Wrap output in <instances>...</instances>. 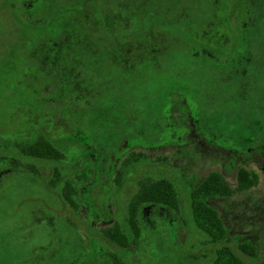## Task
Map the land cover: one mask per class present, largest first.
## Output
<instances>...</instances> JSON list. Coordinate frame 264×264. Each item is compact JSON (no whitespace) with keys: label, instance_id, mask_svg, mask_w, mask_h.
<instances>
[{"label":"rangeland","instance_id":"obj_1","mask_svg":"<svg viewBox=\"0 0 264 264\" xmlns=\"http://www.w3.org/2000/svg\"><path fill=\"white\" fill-rule=\"evenodd\" d=\"M10 1L0 0V153L23 163L0 167V264H110L103 248L125 264H212L218 244L194 224L189 178L216 169L235 184L240 164L260 183L211 202L236 251L238 239L258 235V256H242L262 264L264 0H13L38 13L26 26ZM38 131L67 157L22 156L15 141ZM130 150L147 156L119 188L115 171ZM56 165L65 177L92 169L78 210L48 184ZM147 176L174 182L179 210L142 205L143 238L122 249L101 229L127 227Z\"/></svg>","mask_w":264,"mask_h":264},{"label":"trees","instance_id":"obj_2","mask_svg":"<svg viewBox=\"0 0 264 264\" xmlns=\"http://www.w3.org/2000/svg\"><path fill=\"white\" fill-rule=\"evenodd\" d=\"M4 4H9L12 7V17L23 26L27 24L25 19H33L38 14L31 12L29 1L22 3V5L19 1L13 0ZM15 144L22 156L53 161H61L67 157L66 152L56 146L43 131H38L32 138L15 141ZM146 156L147 154L143 150H130L126 153L121 165L115 171L114 179L119 188L123 186L128 166ZM22 163L23 161L19 156L0 153V167H5L7 171L21 169ZM27 165L30 172L37 173L39 171L37 165L30 163ZM91 172L92 169L87 167L86 170L75 171L71 177H65L60 167L56 165L48 184L52 188L61 185V195L65 202L72 209L78 210L80 207V185L90 178ZM189 182L191 186L190 206L194 224L209 236L211 242L218 244L214 250L212 264H248L242 255L257 257L258 235L246 234L238 239L237 249L239 251H236L229 244V229L224 218L217 206L211 202V199L246 193L260 183L258 171L253 167L240 164L236 169L235 184L228 180L223 171L216 169L210 170L203 177L194 175L189 178ZM144 204H155L179 210L180 197L174 182L167 177L147 176L140 178L138 187L128 202L125 215L127 227L124 228L117 220L113 221L102 227L101 235L103 238L126 250L137 245L144 235L140 220V210ZM100 254L110 264H125L120 255L112 249L103 248ZM262 264H264V259Z\"/></svg>","mask_w":264,"mask_h":264}]
</instances>
